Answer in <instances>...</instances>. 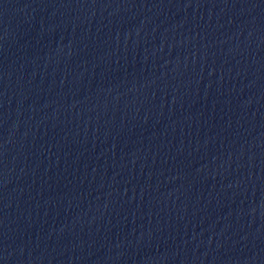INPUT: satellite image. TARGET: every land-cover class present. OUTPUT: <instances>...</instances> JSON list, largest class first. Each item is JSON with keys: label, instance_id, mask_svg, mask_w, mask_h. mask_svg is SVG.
<instances>
[{"label": "water", "instance_id": "95a60500", "mask_svg": "<svg viewBox=\"0 0 264 264\" xmlns=\"http://www.w3.org/2000/svg\"><path fill=\"white\" fill-rule=\"evenodd\" d=\"M0 264H264V0H0Z\"/></svg>", "mask_w": 264, "mask_h": 264}]
</instances>
